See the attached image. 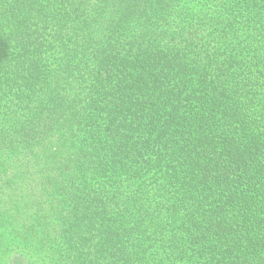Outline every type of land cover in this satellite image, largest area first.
I'll list each match as a JSON object with an SVG mask.
<instances>
[{
	"label": "trees",
	"instance_id": "1",
	"mask_svg": "<svg viewBox=\"0 0 264 264\" xmlns=\"http://www.w3.org/2000/svg\"><path fill=\"white\" fill-rule=\"evenodd\" d=\"M0 264H264V0H0Z\"/></svg>",
	"mask_w": 264,
	"mask_h": 264
}]
</instances>
